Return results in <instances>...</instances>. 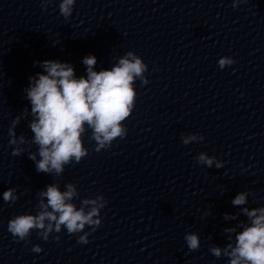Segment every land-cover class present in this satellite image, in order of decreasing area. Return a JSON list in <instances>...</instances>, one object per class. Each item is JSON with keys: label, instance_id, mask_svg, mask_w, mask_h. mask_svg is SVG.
Returning <instances> with one entry per match:
<instances>
[{"label": "clouds", "instance_id": "clouds-1", "mask_svg": "<svg viewBox=\"0 0 264 264\" xmlns=\"http://www.w3.org/2000/svg\"><path fill=\"white\" fill-rule=\"evenodd\" d=\"M50 0H41L43 8H47ZM244 3L245 0H239ZM76 0H61L59 11L67 19L72 15ZM237 4L234 2L233 7ZM128 57H131L129 59ZM235 61L230 58H221L219 67L232 65ZM43 68L42 73L29 77L30 85L25 89L26 99L31 103V113L35 119L30 123L31 132L34 133L33 143L39 146L40 160L36 162L38 173L55 172L57 175L64 171V165L70 164L73 159L79 163L88 155L83 146L82 134L85 125L92 129V139L96 142V151L107 149L116 138H123L127 134L122 122L130 117L134 107L136 92L133 88L135 77H142L146 70V64L133 52L119 60V64L111 70L94 71L95 56L85 57L83 63L87 66V77L75 78L74 69L67 63L45 60L39 62ZM143 83H148L143 80ZM20 117H16L18 122ZM14 135V133H12ZM191 136L183 140L187 145L190 140H196ZM202 139V137L200 138ZM24 142V137H20ZM10 145L16 140L9 141ZM14 156L21 154L20 149H13ZM29 159L36 161L35 154H29ZM197 163L211 167L213 159L201 153L195 157ZM217 164V167H220ZM67 191H60L56 185L47 186V190L40 192L38 203L41 209L36 215L20 214L10 219L8 231L20 241L27 240L32 230H39L38 234L45 241L49 239V233H59L61 226L69 234L82 232L85 225L95 231L101 225V219H93L100 216V210L104 208L103 196L98 206L97 200L85 199L84 205H94L85 213L84 208L77 210L72 197L76 194L72 184L67 185ZM15 189H9L3 193L5 202H15L17 197L13 194ZM247 193L241 192L233 205L246 203ZM46 198L47 203L44 202ZM50 209V210H49ZM244 213L251 220V225L245 227L235 236V245L229 243L223 250V255L229 258V264H264V207L247 208ZM227 219V215L225 216ZM234 218V217H233ZM45 221H48L47 225ZM227 232H236V229H226ZM79 236L78 242L88 243V235ZM59 240V236L55 237ZM190 250H198L200 238L196 234H186L184 237ZM231 239V238H230ZM34 252H41L42 248L36 245ZM211 254L219 258L221 249L212 247Z\"/></svg>", "mask_w": 264, "mask_h": 264}]
</instances>
